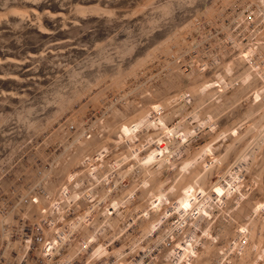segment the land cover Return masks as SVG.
<instances>
[{"label":"rangeland","instance_id":"obj_1","mask_svg":"<svg viewBox=\"0 0 264 264\" xmlns=\"http://www.w3.org/2000/svg\"><path fill=\"white\" fill-rule=\"evenodd\" d=\"M91 92L112 106L52 167L41 137ZM6 186L54 202L0 208L52 264H264V0H0Z\"/></svg>","mask_w":264,"mask_h":264},{"label":"clouds","instance_id":"obj_2","mask_svg":"<svg viewBox=\"0 0 264 264\" xmlns=\"http://www.w3.org/2000/svg\"><path fill=\"white\" fill-rule=\"evenodd\" d=\"M168 36L167 30H162V34L157 36L155 33L153 37L149 38L150 42L141 48H137L124 61V68L128 72V78L131 84L138 82V72L134 73V65H136L140 58L143 57L150 49L157 46L160 41L164 40ZM114 97L111 95L102 96L99 92L84 93L68 101L66 109L63 111L59 121L55 128L45 133L40 139V145L46 147L49 153L48 159L45 161L49 164L51 162L52 167L56 166L57 153L60 151V145L68 143L70 140L73 144L79 143L78 133L90 122H94L99 119L101 115L107 114L108 108L112 106V100ZM103 101V102H102ZM187 119V117L185 118ZM189 125L192 127V131L186 133L190 138H194L198 133L203 132V129L196 124L193 127L191 121ZM214 131L215 129H209ZM167 135V132L163 133ZM184 134H181L183 142ZM58 141V144H57ZM204 142H201V144ZM176 151H179V145L176 146ZM103 227V225H101Z\"/></svg>","mask_w":264,"mask_h":264},{"label":"built area","instance_id":"obj_3","mask_svg":"<svg viewBox=\"0 0 264 264\" xmlns=\"http://www.w3.org/2000/svg\"><path fill=\"white\" fill-rule=\"evenodd\" d=\"M52 200H42L35 193L20 192L17 187L6 186L0 192V208L51 206ZM20 223L15 228L11 224ZM20 217L14 223L0 214V264H52L55 256L54 241L47 235L40 223L30 224L24 231Z\"/></svg>","mask_w":264,"mask_h":264},{"label":"bare ground","instance_id":"obj_4","mask_svg":"<svg viewBox=\"0 0 264 264\" xmlns=\"http://www.w3.org/2000/svg\"><path fill=\"white\" fill-rule=\"evenodd\" d=\"M262 2V1H261ZM63 16V15H62ZM257 62V61H256ZM150 157V156H149ZM43 208V207H42Z\"/></svg>","mask_w":264,"mask_h":264}]
</instances>
